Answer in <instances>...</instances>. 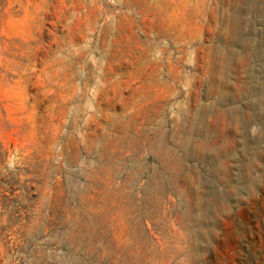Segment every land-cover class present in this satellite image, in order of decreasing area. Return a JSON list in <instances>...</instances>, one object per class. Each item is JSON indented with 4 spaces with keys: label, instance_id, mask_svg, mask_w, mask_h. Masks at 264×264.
Here are the masks:
<instances>
[{
    "label": "rangeland",
    "instance_id": "obj_1",
    "mask_svg": "<svg viewBox=\"0 0 264 264\" xmlns=\"http://www.w3.org/2000/svg\"><path fill=\"white\" fill-rule=\"evenodd\" d=\"M0 264H264V0H0Z\"/></svg>",
    "mask_w": 264,
    "mask_h": 264
},
{
    "label": "bare ground",
    "instance_id": "obj_2",
    "mask_svg": "<svg viewBox=\"0 0 264 264\" xmlns=\"http://www.w3.org/2000/svg\"><path fill=\"white\" fill-rule=\"evenodd\" d=\"M189 76H190V75H189ZM172 78H173V77H172ZM175 78H176V77H175ZM170 79H171V78H170ZM166 81H167V80H166ZM166 81H165V82H166ZM173 81H174V79H173ZM169 85H170V84H168V86H169ZM168 88H169V87H168ZM170 89H171V88H170ZM165 101H166V100H165ZM190 110H191V109H190ZM192 110H193V108H192ZM201 110H202V109H201ZM194 111H195V110H194ZM198 115H199V114H198ZM198 115H197V116H198ZM201 116H203V115H201ZM193 118H194V117H193ZM198 120H199V119H198ZM201 121H202V120H201ZM194 122H195V121H194ZM202 122H203V121H202ZM203 123H204V122H203ZM193 124H194V123H193ZM196 124H197V123H196ZM199 124H200V123H199ZM193 126H195V125H193ZM198 126H201V125H198ZM195 127H197V126H195ZM202 127H203V126H202ZM208 127H209V126H208ZM197 128H198V127H197ZM200 129H201V128H200ZM191 130H192V129H191ZM195 130H196V128H195ZM198 130H199V129H198ZM207 131H208V130H207ZM191 133H192V132H191ZM198 133H199V132H198ZM198 133H197V134H198ZM199 135H200V134H199ZM195 136H196V135H195ZM202 136H203V135H202ZM205 140H207V139H205Z\"/></svg>",
    "mask_w": 264,
    "mask_h": 264
}]
</instances>
